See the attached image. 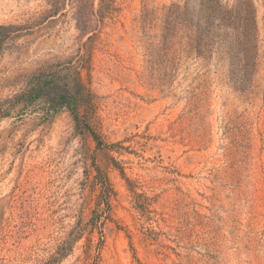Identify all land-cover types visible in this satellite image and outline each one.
Instances as JSON below:
<instances>
[{"label":"rangeland","instance_id":"obj_1","mask_svg":"<svg viewBox=\"0 0 264 264\" xmlns=\"http://www.w3.org/2000/svg\"><path fill=\"white\" fill-rule=\"evenodd\" d=\"M0 264H264V0H0Z\"/></svg>","mask_w":264,"mask_h":264},{"label":"trees","instance_id":"obj_2","mask_svg":"<svg viewBox=\"0 0 264 264\" xmlns=\"http://www.w3.org/2000/svg\"><path fill=\"white\" fill-rule=\"evenodd\" d=\"M202 3H203V1H202ZM217 5V4H216ZM210 9H212L211 7H209ZM207 9V8H206ZM247 11V10H246ZM248 12V11H247ZM248 18H249V20H248ZM250 18L251 17H247V19L245 18V19H243V28H244V30H241V32H242V34H249V33H251L252 32V30H251V28H252V25L253 24H255L256 25V21L254 20L253 22L251 21L252 20V18H251V20H250ZM169 32H170V36H171V38H172V35H173V37H174V27H175V23H170L169 22Z\"/></svg>","mask_w":264,"mask_h":264}]
</instances>
